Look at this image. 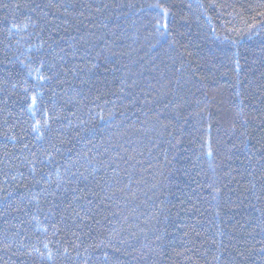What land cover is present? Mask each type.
I'll use <instances>...</instances> for the list:
<instances>
[{
	"label": "trees",
	"instance_id": "16d2710c",
	"mask_svg": "<svg viewBox=\"0 0 264 264\" xmlns=\"http://www.w3.org/2000/svg\"><path fill=\"white\" fill-rule=\"evenodd\" d=\"M0 264H264V0H0Z\"/></svg>",
	"mask_w": 264,
	"mask_h": 264
}]
</instances>
